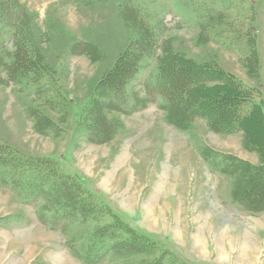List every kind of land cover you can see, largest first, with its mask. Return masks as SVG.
<instances>
[{
	"label": "rangeland",
	"instance_id": "rangeland-1",
	"mask_svg": "<svg viewBox=\"0 0 264 264\" xmlns=\"http://www.w3.org/2000/svg\"><path fill=\"white\" fill-rule=\"evenodd\" d=\"M143 27L155 44L153 53L148 46L136 60L143 71L134 77L120 67L124 75L107 80L126 50L146 38ZM251 38L258 77L244 66ZM21 49L40 55L50 73L34 84L24 79L20 87L1 69L9 62H0V143L29 158L58 160L92 192L100 211L67 223L75 209L63 200L48 207L41 197L51 186L42 176L16 169L11 174L0 163V264H84L81 256L86 264H148L165 250L178 264H264V212H248L235 200V178L210 164L224 157L258 165V154L244 147L243 132L221 134L203 119L180 131L164 110L147 103L142 87L155 78L159 59L178 55L260 88L264 100V0H0V55L10 58ZM116 89L115 97L127 96L132 107L125 114L106 112L119 119L113 140L95 138L88 130L90 99L98 92L103 102L92 115L110 110L106 102ZM33 116L45 135L34 130ZM51 212L53 226L44 222ZM114 213L157 241L151 255L126 248L129 236H138L126 224L120 234L110 227L119 225ZM99 227L107 230L101 242ZM117 240L123 244L114 247ZM92 246L103 253L96 262L85 256Z\"/></svg>",
	"mask_w": 264,
	"mask_h": 264
},
{
	"label": "trees",
	"instance_id": "trees-1",
	"mask_svg": "<svg viewBox=\"0 0 264 264\" xmlns=\"http://www.w3.org/2000/svg\"><path fill=\"white\" fill-rule=\"evenodd\" d=\"M137 23L140 27L148 25L145 21ZM148 31V28H142V32L146 34V38L140 41H143V45H141L142 43L138 45L140 42H137L135 45L136 49L133 47V49L126 50V54L124 53L121 56L116 66L105 76L107 80L120 74L124 75L123 70L119 72L118 68L120 67L121 69L126 67L131 76L134 77L138 71H143L142 66L140 68L139 63L136 64V60L141 57L142 52L144 54L148 46L150 49L149 53H153L152 44L155 45L150 40V37H153L150 34H148L150 35L148 37L146 33ZM248 45L250 47L249 57L246 59L244 66L247 68L250 76L258 77L259 57L256 50V40L254 38L249 39ZM26 50L21 49L10 58H7L5 54L3 56L0 55V62L2 64H8V62L10 64L7 69L5 66L1 69L7 70L6 74L9 76L10 82L18 84L17 86L20 87H23L21 81L24 79H27V83L34 84L35 81L38 82L41 73L47 76L50 73V70L43 64L40 55L35 57L29 49ZM157 65L155 78L144 81L142 84L147 95V101L149 100L147 103L155 104L159 109L164 110L168 122L180 131L189 130L196 120L203 119L210 130L221 134L228 135L243 132L244 147L247 151L258 154L260 159L258 165L250 164L237 158H233V160L227 162V160H223L224 157L215 158V162L211 161L210 164L220 166L221 170L226 167L228 171L223 173L235 178V193L233 192L235 200L242 204L248 212L256 214L264 212V100L261 89L247 86L237 76L221 68L210 65L198 66L192 61L185 60L178 55L164 56L158 60ZM0 67L3 66L0 64ZM103 82L99 83L97 90ZM37 86L39 87V85ZM38 87L35 91L36 94L40 92L38 91ZM119 91L120 89L114 90L112 92L114 95L113 99L110 97L111 99H108V102H106L108 105L111 103L113 108L108 110L106 107L102 112L97 110L94 115H92V111L96 110L95 108L98 105L102 106L103 102H99L100 93L98 92H95L93 98L90 99L88 119L91 123L88 130L95 138L97 136L108 140L109 138H113L112 125L114 126L115 122L118 123L117 120L119 121V119L114 118L115 120L112 121L113 118L109 119L107 113H116V111L121 114L129 113L128 111L132 107V103L127 100V96L116 98L115 95ZM138 100L144 103L145 98L139 97ZM94 116L96 117L94 118ZM33 120L34 123L36 122L34 130L41 135H45L46 133L40 129L39 119L33 116ZM117 134L115 135L117 136ZM0 163L7 165L11 174L16 169L19 170L16 171L18 174L36 171L39 176H42L48 185L51 186V190H44L41 197L44 201H48L47 206L54 207L57 202L62 204L65 201L69 205V208L71 206V208L75 209L67 216V223H81L80 220L88 216L93 219L95 211H100L99 209H95L96 205H92V199L96 201L92 192L89 189L87 191V188L81 182L77 183L78 178L75 175L64 172L61 169L59 161L56 159L29 158L19 149L0 143ZM53 194L57 195L53 197ZM85 195L86 197L84 198ZM60 196L63 198L60 199ZM88 200L90 202H87ZM48 211H50V208ZM60 215L59 218H64L62 217L63 212H60ZM113 215L119 219V225L111 223L110 227H114V229L118 228L117 232L120 234L119 229L125 228L126 226H123V224L126 223L119 215L115 213ZM55 217V213H47L46 218L49 220H44V222L50 225V223L54 222L53 219ZM126 225L131 228L128 223ZM131 230L129 234L134 232V235L138 237L133 238L128 235L132 239L126 241V248L135 247L138 252L151 255L157 248V241L151 236L139 233L132 228ZM106 231L102 227L95 229L96 240H99V242L104 241L107 235ZM123 232L121 231V234ZM130 242H133L134 245L130 244ZM120 244H123V241L117 240L114 241L113 246L115 247ZM98 250V248L92 246V252L90 250L86 251L85 256L96 262L95 259H101L103 254L98 253ZM94 251L97 252L96 255H94ZM167 257L169 258L167 264H172L171 260H174V258L176 259V264H178V257L169 250H165L162 256L154 261H150L148 264H161L160 258H163L164 264H166ZM81 260H84V264L88 262V259L83 256H81Z\"/></svg>",
	"mask_w": 264,
	"mask_h": 264
},
{
	"label": "crops",
	"instance_id": "crops-1",
	"mask_svg": "<svg viewBox=\"0 0 264 264\" xmlns=\"http://www.w3.org/2000/svg\"><path fill=\"white\" fill-rule=\"evenodd\" d=\"M0 232H1V231H0ZM35 260H36V259H35ZM35 260L33 261V263L35 262ZM71 260H72V259H68L66 263H67V264L71 263V262H70ZM66 263H65V264H66ZM43 264H45V263H43Z\"/></svg>",
	"mask_w": 264,
	"mask_h": 264
}]
</instances>
